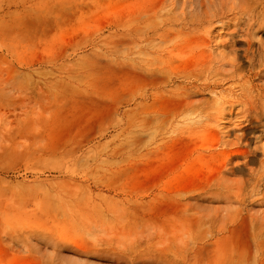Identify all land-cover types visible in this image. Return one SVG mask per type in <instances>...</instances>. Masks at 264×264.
Masks as SVG:
<instances>
[{
  "label": "rangeland",
  "instance_id": "obj_1",
  "mask_svg": "<svg viewBox=\"0 0 264 264\" xmlns=\"http://www.w3.org/2000/svg\"><path fill=\"white\" fill-rule=\"evenodd\" d=\"M250 39L264 0H0V264H264Z\"/></svg>",
  "mask_w": 264,
  "mask_h": 264
},
{
  "label": "bare ground",
  "instance_id": "obj_2",
  "mask_svg": "<svg viewBox=\"0 0 264 264\" xmlns=\"http://www.w3.org/2000/svg\"><path fill=\"white\" fill-rule=\"evenodd\" d=\"M251 28H255V27H251ZM238 33H239V31H238ZM252 33L253 32H251V31H247V32L242 31L241 33H239L240 34L239 36L247 37V38L251 37V36H252V38L256 37ZM235 42H238V44H243V41L241 39H239V40L236 39ZM244 44L247 45V49L244 50V53L242 54V57L239 54V51H236V55L238 57V60H240L242 62L239 65L238 70L242 69L243 66H245L246 64L253 65L255 63V61H256V54L257 53L260 54V55L264 54V42L256 44L255 42H253L250 39L247 43H244ZM243 56H244L245 59L243 58ZM259 75L260 76H264V66H263V69H262V71H261V73ZM175 101H176V103L174 101L173 102L175 104H177V102H179L181 100L178 101V99H177ZM245 113H246V117H247V119H246V124L247 125L244 127V129H242V139L246 142V147L248 148V150L244 154H242V156H241V158L243 159L242 160L243 162L239 166V169L241 171L251 170L250 167L256 162V159L259 157L258 147L255 146V145L251 146V143L254 140H256L253 137L255 130L257 128H259V127L264 128V102H261V104H259L258 102H256L254 100L251 108L250 109H246ZM168 203L170 204V202H168ZM167 205H165V207ZM170 205L172 206L171 209H173L175 207L174 206L175 205L174 202H172V204H170ZM168 206H167L166 209L169 208ZM165 207H164V209H165ZM168 211H170V209H168Z\"/></svg>",
  "mask_w": 264,
  "mask_h": 264
}]
</instances>
